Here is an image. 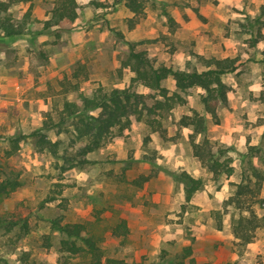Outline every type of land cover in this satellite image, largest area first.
I'll return each mask as SVG.
<instances>
[{"label": "rangeland", "instance_id": "1", "mask_svg": "<svg viewBox=\"0 0 264 264\" xmlns=\"http://www.w3.org/2000/svg\"><path fill=\"white\" fill-rule=\"evenodd\" d=\"M77 2V19L58 24L53 0L17 5L16 17L31 7L28 33L0 38V183H19L0 191V264H86L81 254L61 251L65 237L51 228V219L60 217L85 224L106 259L126 264H264V228L240 245L232 225L248 213L225 204L235 184H248L254 198H244L258 202L252 209L264 214V39L258 37L264 34V0H146L133 28L124 3ZM132 51L145 52L154 67L182 70H201L198 56L238 57V71L223 77L231 86L228 105L219 107V124L206 116L205 132L232 158L233 175L214 177L202 168L190 146L191 129L176 125L192 109L204 114L199 89L187 95L184 107L164 113L166 139L135 122L81 167L62 172V162L33 137H22L19 150H12V138L38 129L64 97L76 99L70 85L85 94L100 85L127 88L132 72L123 62ZM167 87L173 90L170 81ZM182 171L203 181L189 201L175 179ZM142 175L149 180L133 185ZM56 182L63 192L46 203ZM214 211L225 213L221 230ZM122 219L129 235L116 238L110 230ZM188 246L191 256L184 257Z\"/></svg>", "mask_w": 264, "mask_h": 264}, {"label": "trees", "instance_id": "2", "mask_svg": "<svg viewBox=\"0 0 264 264\" xmlns=\"http://www.w3.org/2000/svg\"><path fill=\"white\" fill-rule=\"evenodd\" d=\"M33 0H0V38H12L28 33L31 19V7L21 16L16 17L12 9L17 5L31 4ZM114 4L124 3V6L133 13L130 27L133 28L136 19L144 13L146 0H112ZM96 8L106 7L101 2L92 1ZM79 5L77 0H53L51 14L55 24L73 23L78 17ZM264 25V21L261 22ZM47 26L50 27L49 22ZM258 37L264 39V34L258 32ZM132 47V46H131ZM197 61L202 67L192 69H175L172 66L160 65L154 67L145 52L132 51L130 57L123 62V66L132 72L129 86L124 89H107L100 85L90 94L79 90L77 84L70 85L68 92L76 93L75 100L63 98L60 105L49 111L41 126L28 136H19L11 139L12 150H19L22 137H33L36 144L47 150L56 159L62 162L61 170L65 172L74 167H81L90 163L88 155L94 153L114 139L121 138L135 122H145L153 132H159L166 139V128L161 119L164 113L171 112L187 104V95L194 89H199V104L204 114L195 109L191 114H183L176 125L191 129L189 142L193 156L198 159L202 168L213 174L231 176L234 173L233 160L227 156L225 150L212 145L205 136L207 129L206 116L215 124H219V107L228 105V94L231 86L223 77L236 73L240 63L238 57H203ZM170 81L173 90L167 87ZM141 87L147 92H138ZM53 135V138L51 137ZM59 165V164H57ZM150 176H140L132 184L140 187L149 180ZM175 179L182 183L189 201L192 194L203 187V181L196 179L185 171L175 174ZM58 180H61L59 178ZM17 181L5 180L0 183V191H11L18 186ZM236 190L225 204L232 205L241 214L232 225L234 238L240 245L252 243L257 229L264 228V214L258 215L248 202L253 189L248 184H235ZM256 191L260 187L255 185ZM63 192V184L55 183L44 201L46 203L59 199ZM264 210V207H263ZM225 213L214 211V218L218 230L222 229L221 218ZM60 218L51 219V228L58 231L65 238L61 240V251L70 255H82L86 264H126L123 261L106 259L102 248L93 236L86 234L83 223H62ZM110 233L116 238H126L129 228L125 219L119 220ZM85 234V235H84ZM87 236V237H86ZM82 241V245L77 244ZM190 246L184 249V257H190Z\"/></svg>", "mask_w": 264, "mask_h": 264}]
</instances>
